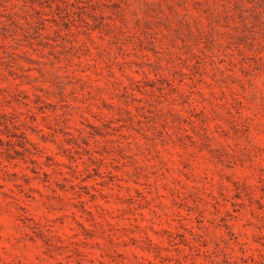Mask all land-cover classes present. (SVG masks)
Listing matches in <instances>:
<instances>
[{
	"label": "rangeland",
	"instance_id": "1",
	"mask_svg": "<svg viewBox=\"0 0 264 264\" xmlns=\"http://www.w3.org/2000/svg\"><path fill=\"white\" fill-rule=\"evenodd\" d=\"M0 264H264V0H0Z\"/></svg>",
	"mask_w": 264,
	"mask_h": 264
}]
</instances>
